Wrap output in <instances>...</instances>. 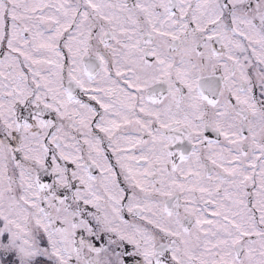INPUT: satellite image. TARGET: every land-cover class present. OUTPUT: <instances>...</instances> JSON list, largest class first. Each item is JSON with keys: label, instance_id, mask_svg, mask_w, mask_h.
I'll list each match as a JSON object with an SVG mask.
<instances>
[{"label": "snow or ice", "instance_id": "obj_1", "mask_svg": "<svg viewBox=\"0 0 264 264\" xmlns=\"http://www.w3.org/2000/svg\"><path fill=\"white\" fill-rule=\"evenodd\" d=\"M0 264H264V0H0Z\"/></svg>", "mask_w": 264, "mask_h": 264}]
</instances>
